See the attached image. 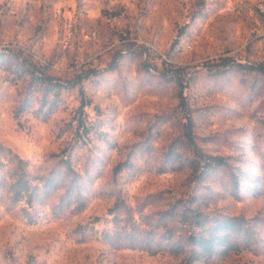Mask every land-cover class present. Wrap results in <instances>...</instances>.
<instances>
[{
	"label": "rangeland",
	"instance_id": "rangeland-1",
	"mask_svg": "<svg viewBox=\"0 0 264 264\" xmlns=\"http://www.w3.org/2000/svg\"><path fill=\"white\" fill-rule=\"evenodd\" d=\"M258 66L264 0H0V264H264ZM198 150L227 166L196 181ZM177 201L260 218L254 243L176 253Z\"/></svg>",
	"mask_w": 264,
	"mask_h": 264
},
{
	"label": "trees",
	"instance_id": "trees-1",
	"mask_svg": "<svg viewBox=\"0 0 264 264\" xmlns=\"http://www.w3.org/2000/svg\"><path fill=\"white\" fill-rule=\"evenodd\" d=\"M242 68L254 69L255 67L241 66ZM258 70L264 72L263 66H258ZM33 80H46L52 86L68 88V86L74 87L76 83H56L54 85L53 80L50 79L42 69L33 68L30 72ZM50 90V89H49ZM81 108L88 105V99L85 92L80 88ZM182 104H184V98L182 99ZM28 107L27 103L20 105L18 112L24 111ZM190 124V123H189ZM78 129H83L84 132L80 135L88 133L87 126L85 125L83 118L79 119ZM187 136L192 141L190 131H188ZM3 148L0 147V150ZM12 153L11 150H9ZM19 160V162L26 164L17 155L14 156ZM189 167L192 169V174L196 178V181L203 180L206 178L211 171L220 169L227 166V160L221 156L209 155L200 150L196 151L195 156L189 160ZM235 177V175H233ZM14 192L13 198L15 201L20 200L25 194L30 193L28 202L31 203V186L29 179L26 177V173L23 171L19 175L15 183L12 185ZM194 200H196L194 198ZM182 202V201H181ZM180 201H177L174 205L170 207L168 211L163 213L162 219L173 218L176 214H179L184 225L189 226V230L184 238V242L177 240L172 242V237L170 238V245L173 247L176 253H180L185 250L184 243L189 245L190 250V260L197 261L202 257H208L216 252L222 250L224 252H235L241 249H247L252 246L254 240H252L255 234V225L259 223L260 218H253L250 221L244 217L239 216H222L219 214L211 215L203 212L199 205L198 206H188L184 205L181 211H177ZM258 220V221H257ZM170 233L173 231L170 230ZM132 244H137L134 241ZM146 247L151 248L150 245L145 244Z\"/></svg>",
	"mask_w": 264,
	"mask_h": 264
}]
</instances>
